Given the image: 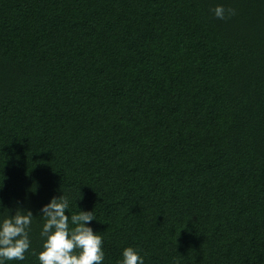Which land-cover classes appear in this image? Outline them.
Returning <instances> with one entry per match:
<instances>
[{
  "label": "trees",
  "instance_id": "1",
  "mask_svg": "<svg viewBox=\"0 0 264 264\" xmlns=\"http://www.w3.org/2000/svg\"><path fill=\"white\" fill-rule=\"evenodd\" d=\"M62 194L102 264H264V0H0L4 264Z\"/></svg>",
  "mask_w": 264,
  "mask_h": 264
},
{
  "label": "clouds",
  "instance_id": "2",
  "mask_svg": "<svg viewBox=\"0 0 264 264\" xmlns=\"http://www.w3.org/2000/svg\"><path fill=\"white\" fill-rule=\"evenodd\" d=\"M213 12L218 19L236 14L235 9L222 5H217ZM68 208L69 199L63 194L42 207L45 223L41 236L46 239L38 254L40 264H102L105 258L103 237L88 226L96 219L93 211L80 210L79 214L69 216L65 211ZM33 217L31 210L16 211L0 222V264L25 259L31 244L29 231ZM121 264H144V258L129 246L123 250Z\"/></svg>",
  "mask_w": 264,
  "mask_h": 264
}]
</instances>
